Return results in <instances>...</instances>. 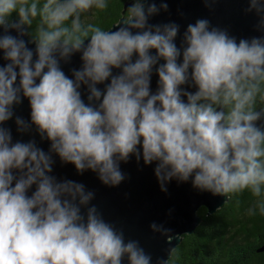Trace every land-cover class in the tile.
Segmentation results:
<instances>
[{
	"label": "clouds",
	"instance_id": "9594fccd",
	"mask_svg": "<svg viewBox=\"0 0 264 264\" xmlns=\"http://www.w3.org/2000/svg\"><path fill=\"white\" fill-rule=\"evenodd\" d=\"M167 7L134 0L128 18L105 31L82 24L81 14L107 8L106 0H45L42 6L38 0H0V27L6 33L0 50L9 61L0 67V125L13 117L23 96L30 102L31 124L51 142L50 153L80 173L96 172L105 185L125 180L120 162L135 155L145 165L158 162L162 191L173 178L186 182L194 174L193 187L213 195L250 189L260 197L264 130L255 122L264 118V110L254 105L258 95L264 99V38L237 43L199 19L187 26L181 52L175 43L179 25L148 23ZM252 10L264 13V0H249L247 11ZM37 16L40 26L33 37L25 26ZM10 29L18 36L7 34ZM24 35L31 40L19 38ZM27 43H35V51ZM77 52L83 63L72 70V79L60 61ZM161 59L158 89L151 93L153 67ZM114 68L121 72L114 75ZM109 78L103 90L97 87ZM190 79L195 93L181 88ZM81 85L89 92L87 104ZM15 123L21 132L30 127L20 117ZM53 163L34 141L13 143L10 130L0 126V264H122L124 258L128 264H152L139 241H125L94 205L88 207L93 192L49 175ZM259 207L264 213V202ZM150 228L163 235L171 231L163 224Z\"/></svg>",
	"mask_w": 264,
	"mask_h": 264
},
{
	"label": "water",
	"instance_id": "95a60500",
	"mask_svg": "<svg viewBox=\"0 0 264 264\" xmlns=\"http://www.w3.org/2000/svg\"><path fill=\"white\" fill-rule=\"evenodd\" d=\"M147 3H155L158 8L162 3L167 4V10L160 9L157 14L149 18L148 23L152 25L167 23L179 25L175 43L178 48H181V52L183 47H186V44L183 43V36L187 26L195 24L199 19L208 20L209 29L217 28L226 31L230 37L236 39L237 43L241 39L250 41L254 37L264 38V26L261 25V18L264 13L257 14L255 10L247 11L249 0H147ZM131 4L132 1H127L124 4L122 17L105 31L116 30L115 27L128 18L125 16L126 10ZM16 19H13V21ZM25 30L29 32L28 26H25ZM4 34H6L4 29L0 27V36ZM7 34L18 36V33L13 29H10ZM19 38L24 39L26 42L31 40L29 35ZM27 46L35 51V43H27ZM150 52L152 55L156 54L154 49ZM81 55L82 53L77 52L67 62L60 61L61 69L69 78L74 79L73 69L79 70L82 67ZM3 56V50H0V67L9 63ZM135 59H137L136 54L133 55V61ZM164 62L161 59L153 67L150 84L151 93H155L158 89L159 77L156 73V67ZM181 62L182 55L178 59V63ZM112 72L116 75L121 72V69L114 68ZM189 74H191V68ZM38 82L39 80H37ZM108 83H110V78L108 81L98 84L97 87L103 90ZM181 88L191 93L198 90L191 79ZM79 91L81 92V98L87 104L89 95L87 86L81 85ZM182 100L187 103V97L182 96ZM96 103L98 105L99 102ZM256 110H264V107H259ZM13 113L14 115L10 120L0 125L10 130L12 142L27 143L34 141L38 148L45 153H49L54 161L52 172L49 175L54 176L58 182L73 181L83 184L86 191L93 192L94 198L90 201L88 207L94 205L105 222L113 225L117 231L124 233L125 241H139L145 252L151 255L152 264H157L158 261L175 264L170 262L172 252L182 241L183 235L193 233L202 222V216L199 214L200 208L205 207L207 214L212 215L223 207L228 200L229 195H213L211 192L193 187L194 174L186 182L173 178L166 182L165 187L167 190L162 191L160 182L155 175L158 162L154 161L145 165L142 156L137 161L135 155H131L127 162H120V169L126 177L125 180L118 186L105 185L100 181L96 172L88 169L80 173L76 170L74 164L63 162L57 154L50 153L51 142L46 136L42 138L37 127L31 124V107L28 98L22 96V102L13 106ZM17 117L22 118L30 125L27 131H18V126L15 123ZM255 123L257 127L264 130V118ZM14 175H19L18 171L14 170ZM35 190L36 185H33L28 190L27 195L31 196ZM81 212L86 215L87 208L82 206ZM152 223L163 224L165 228L171 231L167 235L153 232L150 228ZM257 250L264 251V244L258 247ZM122 264H128L127 258L123 259ZM190 264L203 263L196 261Z\"/></svg>",
	"mask_w": 264,
	"mask_h": 264
},
{
	"label": "trees",
	"instance_id": "16d2710c",
	"mask_svg": "<svg viewBox=\"0 0 264 264\" xmlns=\"http://www.w3.org/2000/svg\"><path fill=\"white\" fill-rule=\"evenodd\" d=\"M134 0H106L107 8L91 9L81 14L82 24H93L102 30L109 29L122 17L124 4ZM31 2V0H29ZM42 6L45 0H38ZM129 13L126 10V17ZM18 18L13 13L11 19ZM70 26L71 21L67 22ZM40 26L37 16L29 28L33 37ZM264 90V85H262ZM264 107V99L257 96L254 108ZM225 205L212 215L201 207L202 222L191 234H184L182 241L173 250L170 262L190 264H264V251L257 248L264 244V213L259 205L264 202V188L260 197L250 189L228 194ZM254 210V214L250 213Z\"/></svg>",
	"mask_w": 264,
	"mask_h": 264
}]
</instances>
